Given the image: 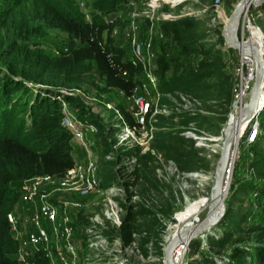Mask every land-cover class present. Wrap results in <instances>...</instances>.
Wrapping results in <instances>:
<instances>
[{
  "label": "trees",
  "instance_id": "16d2710c",
  "mask_svg": "<svg viewBox=\"0 0 264 264\" xmlns=\"http://www.w3.org/2000/svg\"><path fill=\"white\" fill-rule=\"evenodd\" d=\"M124 1L93 0V10L85 18L76 0H0V264H18L14 254L16 243L10 235L6 213L19 200L18 187L22 179L43 173L61 174L73 163L70 133L60 123L59 102L51 96L54 89L34 88L23 80L54 87L72 86L90 73L101 83V89L116 88L124 95H131L145 80L141 66L132 64L125 57L123 47L104 34L111 28L104 15ZM10 20H17L19 26L4 37ZM200 24L201 21L191 15L159 20L160 35L152 42L157 89L162 93L181 92L195 98L209 114L218 113L206 116L194 109L192 113L179 110L165 115L169 119L176 118L181 127H174L170 120L165 128L160 121L155 122L161 127L154 132L151 148L173 160L178 171L207 166L205 159L198 155L194 139L182 135L184 127L194 131L205 128L211 134L217 133L232 100V76L226 73L221 55L223 37L217 29L219 46L205 41L206 33ZM48 28L65 34V49L47 59L35 55L21 67L16 61H10L9 54L22 45L20 41L41 35ZM8 45L11 46L9 50ZM63 97L67 99L69 95L63 94ZM164 100L162 97L160 102ZM119 109L125 122L134 125L129 111ZM263 111L260 110L257 116L261 127ZM261 141H264V134L259 133L253 142L255 152ZM153 159L148 151L137 155L136 179L146 180L143 170ZM253 163L259 173L264 174V155H255ZM99 184L102 185L100 181ZM256 188L260 209L254 214L248 213L247 226V231L258 232L254 236L258 238L256 243L251 241L247 250L245 246H239L240 240L233 238L242 229L230 214L229 200L221 217L229 229L223 227L217 238L208 239L211 240L209 248L215 254L227 243H232L228 251H224L226 264H264V243L258 244L264 237V180ZM129 209L130 206L119 227L126 240L130 238L129 227L136 212ZM203 252L202 264H217L208 251ZM141 254L146 255L143 247Z\"/></svg>",
  "mask_w": 264,
  "mask_h": 264
},
{
  "label": "rangeland",
  "instance_id": "374dc122",
  "mask_svg": "<svg viewBox=\"0 0 264 264\" xmlns=\"http://www.w3.org/2000/svg\"><path fill=\"white\" fill-rule=\"evenodd\" d=\"M76 1L78 7L84 13V17L88 18L89 13L93 10V0ZM146 1L125 0L121 6L104 15V18L108 19L111 25L109 32L104 34H107L113 43L123 47L125 56L129 53L131 33L139 40L146 38L152 43L160 35L157 28L159 20L184 15H191L199 19L201 21L200 25H202L201 29L206 33L204 40L219 46L217 42L218 30L221 33L224 21L236 2V0H218L217 3H214V0H178L179 2L175 5H170L167 0H157L154 5L148 7ZM203 7L204 10L201 9ZM246 20L250 25L258 27L263 35V46L260 48L262 55L264 52V1L250 5L243 18L240 14L236 29V36L239 41L244 40L249 34L246 28ZM131 25H136L133 30ZM6 26L7 29L3 32L4 37L7 33L10 35L11 30L19 25L17 20H10L9 25ZM254 32L259 42L260 37L256 31H253L252 35ZM20 42L22 45L15 48V52L9 54L12 59L10 61H16L19 67L21 65L25 66V61L33 59L35 55H39L43 59L52 58L65 49L66 45L65 34L53 28H48L43 34L31 36ZM7 49H11V46L8 45ZM222 50L224 69L226 73L231 74L233 79V68L238 60V51L233 48ZM17 76L15 78H18ZM23 81L34 88L36 86L33 84H41ZM41 85L44 89H48L47 87L54 90L61 88L68 92L72 88L74 89L73 94H70L67 99L66 97H63V99L80 119L93 123L96 127V132L87 135L86 140L99 165L98 179L102 183V185L100 184L101 188L114 184L121 189L119 194L112 196L119 207L120 223L114 224L109 220L102 219L99 235L102 247L93 252L79 250V259L84 258L88 264H163L162 247L169 239L170 229L179 223L181 224V215L184 214L189 204L209 200V189L213 181L215 162L220 149L221 140L217 138L221 137L226 122L230 120L231 101L226 119L217 133L211 134L205 128L194 131L183 126L182 135H188L194 139V145L199 149L198 155L205 159L207 166L190 171H178L173 160L164 158L151 148L154 132L161 127L155 125L156 121H160L164 125L163 128L169 120L174 127H181L176 118L169 119L165 117L172 111H177L174 108L175 103L177 104L175 98L178 99L177 101L180 98L175 92L170 93L172 97L159 96L157 105L164 97L165 100L160 103H164L166 109H168L167 112L156 109L155 112L147 116L143 127L134 131L135 138L121 139L122 132L120 133L119 125L117 126L118 119L114 110L107 108L105 103L109 102L113 107H121L131 111L133 105L130 95H124L116 88L101 89V83L90 73L85 74L77 85L59 87ZM133 92H141L147 98L150 96L141 86L136 87ZM173 95H176V97ZM187 105L191 106L190 104ZM195 105L198 106V104ZM205 106H209V104ZM202 108L199 104L198 112L206 116H216L218 114H216V111L209 114L205 109L204 113ZM216 108L217 111H220L218 106ZM261 110H264V107ZM253 122V120H249L246 128H243L244 132L240 134L235 143L231 144L229 160L232 168L227 179L228 185L223 198L224 210L226 201L229 200L232 210L230 214L237 219L235 224L238 221V225L242 229L234 234L233 238L240 240L241 244L239 246H245L247 250H249L248 247L251 241L256 243V240H258L254 237L258 232L247 231V226H249V215L260 209V199H258L256 186L261 180H264V174L259 173L253 163L255 155H264V141L259 142L255 152L253 145L255 138L251 140L253 138H248L246 132L248 125ZM259 133L264 134V123L262 127L260 124L258 125L256 134ZM146 151L151 153L154 159L143 170L146 180L141 177L136 179L134 170L139 165L136 160L137 155ZM135 152L137 153L134 154ZM107 153L109 156L106 158L104 155ZM96 200L95 203H93L94 200L88 203L84 209L87 214L98 213L101 216L103 210L101 201L99 197H96ZM14 205L19 206L20 202L17 201ZM129 206V211L136 212H134L129 227L130 238L126 240L123 238L119 227ZM207 210L206 205L200 210L201 212L197 213L194 224L199 223L207 215ZM222 215L209 230L207 227L194 232L195 235L189 238L190 240L183 249L182 257L175 264H202L200 258L202 254H205L204 250L208 251V255L217 264L227 263L224 251H228L232 243H227L215 254L216 252L210 250L211 240H208L210 237L212 239L217 238L224 229L223 227L229 229V226H226L221 220ZM76 223L82 226L86 225L87 221L77 219ZM261 240L258 241V244L264 243V237ZM255 243L253 242V244ZM141 247L145 248L146 255L141 254Z\"/></svg>",
  "mask_w": 264,
  "mask_h": 264
},
{
  "label": "built area",
  "instance_id": "2783aa9c",
  "mask_svg": "<svg viewBox=\"0 0 264 264\" xmlns=\"http://www.w3.org/2000/svg\"><path fill=\"white\" fill-rule=\"evenodd\" d=\"M151 1H146L148 7L154 5ZM179 1H168V4L175 5ZM217 2L218 0H214V3ZM247 11L248 7L242 10V18ZM135 26L131 25V29L133 30ZM250 26L253 25L246 20L248 32ZM249 35L250 33L240 42L248 40ZM261 38L263 39V35ZM129 44V53L125 57L134 65L140 64L145 77L141 87L150 96L147 98L141 92H133L130 95L133 107L129 113L135 121L131 126L125 122L119 108L113 107L109 102L105 103L107 108L114 110L118 119L117 126L119 125L120 133L122 132L121 139L135 138L134 131L142 128L146 115H150L156 109L168 111L164 103L159 102L157 105L159 96L172 97L170 92L162 93L157 89L151 41L146 38L139 40L131 33ZM221 46H224L223 49L227 48L224 39ZM262 55L264 60V52ZM254 75V58L238 52V60L233 68L230 105L233 102L240 106L246 103ZM73 90L72 88L68 92L58 88L51 92V96L61 105L60 123L69 131L70 143L76 142L82 151L73 157L72 165L61 174H36L20 182L18 187L20 205H14V208L6 213L10 235L16 243L14 254L18 264H88L84 258L79 259L78 252L81 249L93 252L102 247L99 238L102 219L114 224L120 223L119 207L112 196L119 194L121 189L114 184L101 188L98 179L99 165L86 140L87 135L96 132V127L93 123L80 119L63 99V94H73ZM174 92L180 98L179 101L175 98L177 104L175 103L174 108L177 111L189 110L192 113L194 109H199V102L195 98L178 91ZM261 109L248 119L254 121L246 130L248 138H253L251 140L257 135L259 125L257 116ZM108 156V153L104 155L106 158ZM231 168L229 160L224 171V179L229 176ZM96 197H99L103 208L101 216L98 213L87 214L84 209L93 200V203L97 202ZM77 219L87 221V224L80 226L76 223Z\"/></svg>",
  "mask_w": 264,
  "mask_h": 264
},
{
  "label": "water",
  "instance_id": "95a60500",
  "mask_svg": "<svg viewBox=\"0 0 264 264\" xmlns=\"http://www.w3.org/2000/svg\"><path fill=\"white\" fill-rule=\"evenodd\" d=\"M258 4L256 0H236L230 13L222 26L221 34L227 47L233 48L238 52L249 54L255 60V75L253 83L249 90L248 98L246 103L241 107L243 113L239 120H246L251 116H254L258 112L259 104L258 98L261 93V88L264 80V61L260 53L255 50L240 45V41L236 36V29L238 24V18L245 7L250 5ZM35 86L42 87L41 84H34ZM227 123V122H226ZM236 130V124L233 126L225 125L222 130V137L220 141V149L218 157L215 162V169L213 173V181L209 189V202L208 210L213 209L211 214L207 217H203L196 227L185 226L178 232H174L171 237L165 242L162 247V263L163 264H175L173 261V253L178 244L186 235H190L196 231L203 230L213 225L222 215L224 211V171L229 161V154L231 152V141L234 137V131ZM187 236V237H188Z\"/></svg>",
  "mask_w": 264,
  "mask_h": 264
},
{
  "label": "bare ground",
  "instance_id": "6f19581e",
  "mask_svg": "<svg viewBox=\"0 0 264 264\" xmlns=\"http://www.w3.org/2000/svg\"><path fill=\"white\" fill-rule=\"evenodd\" d=\"M167 1H173L174 2V1H178V0H167ZM262 1H264V0H256L257 3H260ZM155 2H157V0H152L151 1L152 4H155ZM248 28H249V33H250L249 36H250V38L248 40H246V41L240 42V45L243 46V47L249 48L250 50H255V51H257L258 53L261 54L260 48L263 46V39L261 38L262 37V33L256 26H250ZM253 31H256L258 33V35L260 37L259 38V42H258V39L256 37V33L254 32L253 35H252ZM252 45H253V47H251ZM263 51H264V49H263ZM262 59H263V57H262ZM258 104H259L258 110L261 109L262 106L264 107V80H263V85H262V88H261V93H260L259 98H258ZM241 107L242 106H240L237 102H233L232 103V107H231L232 110H231V113H230V115H231L230 116V120L226 124L228 126H233L234 124H236V130L234 131V137H233V140L231 141V144L236 142V139L240 136V134L242 132H244V129L247 126V121L246 120H239L241 114L243 113ZM221 137H222V134H221ZM221 137H218L217 139L221 140ZM229 175H230V173H229ZM227 179H228V176L225 179V183H224V193H225L227 185H228L227 184ZM208 202H209V200H206L204 202L200 201L199 203L189 204V206L186 208V211L184 212V214L181 215V218H180L181 224L179 223L178 225L173 226L172 229H170L169 238L171 237V235L174 232H178L179 230L183 229V227H185V226H189V227L193 226V227H196V229H197L198 223L194 224V221L197 219V213L206 205H207V209H208ZM207 211L208 212H207V215L205 217L209 216L211 214V212L213 211V209L210 208ZM184 221H186V222L184 223ZM213 225H211V226H213ZM211 226H209L207 229L209 230L211 228ZM193 235H195V234L192 233L189 236L186 235L181 240V243L178 244V246L174 250L173 257H172L174 262L177 263L178 259L182 257L183 249L186 246L188 240H190L189 238L192 237ZM179 246H181V247H179Z\"/></svg>",
  "mask_w": 264,
  "mask_h": 264
},
{
  "label": "crops",
  "instance_id": "0c3cea01",
  "mask_svg": "<svg viewBox=\"0 0 264 264\" xmlns=\"http://www.w3.org/2000/svg\"><path fill=\"white\" fill-rule=\"evenodd\" d=\"M153 60H154V58H153ZM71 145H72V150H71L72 157H75V156L81 154L82 149L76 142L71 143Z\"/></svg>",
  "mask_w": 264,
  "mask_h": 264
}]
</instances>
